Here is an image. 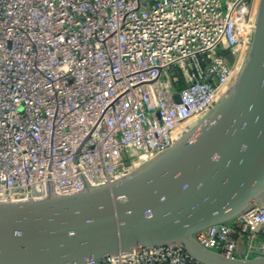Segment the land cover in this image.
<instances>
[{
    "label": "built area",
    "instance_id": "obj_1",
    "mask_svg": "<svg viewBox=\"0 0 264 264\" xmlns=\"http://www.w3.org/2000/svg\"><path fill=\"white\" fill-rule=\"evenodd\" d=\"M258 2L0 0V201L111 183L174 145L236 79ZM194 237L264 256V202ZM83 264L204 263L168 243Z\"/></svg>",
    "mask_w": 264,
    "mask_h": 264
},
{
    "label": "water",
    "instance_id": "obj_2",
    "mask_svg": "<svg viewBox=\"0 0 264 264\" xmlns=\"http://www.w3.org/2000/svg\"><path fill=\"white\" fill-rule=\"evenodd\" d=\"M263 202L264 0H259L236 79L174 145L111 183L0 201V264H83L168 243L183 244L204 264H264V256H226L194 237Z\"/></svg>",
    "mask_w": 264,
    "mask_h": 264
},
{
    "label": "rangeland",
    "instance_id": "obj_3",
    "mask_svg": "<svg viewBox=\"0 0 264 264\" xmlns=\"http://www.w3.org/2000/svg\"><path fill=\"white\" fill-rule=\"evenodd\" d=\"M246 54H247V51H246ZM246 54H245L244 59H243V61H242V65H243V63H244V60H245ZM242 65H241V67H242ZM241 67H240V69H241Z\"/></svg>",
    "mask_w": 264,
    "mask_h": 264
}]
</instances>
